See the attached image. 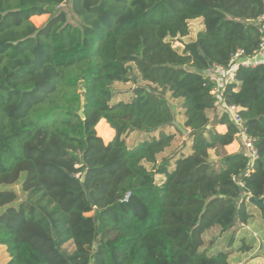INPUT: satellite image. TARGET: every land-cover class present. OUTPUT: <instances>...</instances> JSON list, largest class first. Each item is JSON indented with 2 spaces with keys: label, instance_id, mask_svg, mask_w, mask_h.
<instances>
[{
  "label": "trees",
  "instance_id": "obj_1",
  "mask_svg": "<svg viewBox=\"0 0 264 264\" xmlns=\"http://www.w3.org/2000/svg\"><path fill=\"white\" fill-rule=\"evenodd\" d=\"M263 9V0H0L8 264H231V252L202 250L203 235L247 225L249 199H264V64L239 68L223 94L242 108L254 161L226 152L239 128L214 108L205 72L259 50ZM194 20L203 29L180 51L173 43ZM128 83L132 97L117 100L114 86ZM168 99L181 101L190 133L164 156L183 137ZM103 127L115 131L108 144ZM134 133L150 139L128 147Z\"/></svg>",
  "mask_w": 264,
  "mask_h": 264
},
{
  "label": "rangeland",
  "instance_id": "obj_2",
  "mask_svg": "<svg viewBox=\"0 0 264 264\" xmlns=\"http://www.w3.org/2000/svg\"><path fill=\"white\" fill-rule=\"evenodd\" d=\"M67 12H68V16H69V21L73 24H77V21H76L75 17L73 16V13L71 12V10L68 9ZM48 18H49V16L46 17V19L43 20L41 23L34 22V24L38 28L43 27L46 24V22L48 21ZM202 28H203V25H202L201 20L191 21L190 22V30H191L190 35L187 38H184L181 40L180 39L175 40L173 43L174 47L178 48V50L181 51L183 49L184 44L189 43L191 41H194L196 39L198 32L201 31ZM224 79L225 78H223V80ZM132 88H134L132 83L116 84L114 86V90L118 93L117 94V100H125L126 101V100L130 99L132 97ZM168 102H169V105L172 108L173 113L176 117V122L181 126L182 121H183L181 101L174 100V99H168ZM216 114H217L216 112L211 114V118L213 119V123L219 118V116H217ZM168 131L169 132L170 131L176 132V129L175 128H172V129L169 128ZM108 132H109V129H106V127H103L101 132L97 131L98 135L103 138V140L106 144H108L110 140L114 139L108 135L109 134ZM177 136H178V134H177ZM149 139H150V137L147 134L135 133V134H132L127 139V145H128V147H133L137 143H139L141 141L149 140ZM183 143H185V141H183V138L179 136L176 144L174 146H172V148L169 151H167L164 154V156H167L170 153L172 154ZM19 196L21 199L24 198L23 193H20ZM257 223L259 225L251 224V225H253V227L251 226L252 231L250 232V237L248 238V240L252 241V242L255 241L254 239H256V242L261 240L258 243V245L260 246L259 248L264 252V242L261 239V237L264 235V219L262 218V216H261V219H258ZM219 235L220 234H217V232H212V233H209L208 235H206L205 244L203 247L204 249H202V250L204 251L206 249L207 250L206 252L208 253V255L217 254L219 252H225L227 250V248H230L234 244L235 240H232V238H235V236H237L233 232V235L232 234L227 235L225 237L226 239L225 238L220 239L218 237ZM254 236H257L258 239L255 238ZM231 240H232V243H231ZM261 257H264V255ZM258 260H259L258 264H264L263 258H259Z\"/></svg>",
  "mask_w": 264,
  "mask_h": 264
},
{
  "label": "built area",
  "instance_id": "obj_3",
  "mask_svg": "<svg viewBox=\"0 0 264 264\" xmlns=\"http://www.w3.org/2000/svg\"><path fill=\"white\" fill-rule=\"evenodd\" d=\"M257 24L260 26V33L262 35L259 50L255 51L252 56H246L243 50H239L232 56L227 66L214 65L211 72L207 73L210 81L214 84L211 90V95L214 98V108L226 111L231 121L239 128L237 138H239L244 145V155L251 161L256 160L258 154L252 138L247 134L244 127V120L240 114L242 108L235 105H228L224 100L223 94L225 86L235 81L236 71L239 68H255L264 64V9ZM223 78L225 79L223 80ZM245 228L250 230L248 227Z\"/></svg>",
  "mask_w": 264,
  "mask_h": 264
},
{
  "label": "crops",
  "instance_id": "obj_4",
  "mask_svg": "<svg viewBox=\"0 0 264 264\" xmlns=\"http://www.w3.org/2000/svg\"><path fill=\"white\" fill-rule=\"evenodd\" d=\"M45 17H48V16H45ZM211 114H213V112L210 113V116H211ZM218 120H219V118L214 123H212V126L215 128V130L218 133L226 134L228 131L227 126L219 124ZM101 123H104V125H108L105 120H101ZM186 131H187V135H188L190 133V130L187 129ZM170 132L176 133L173 131H170ZM108 133H109L108 135L110 137L115 138V131L113 129L110 128ZM178 137L179 136L176 137V139L173 143V146L178 141ZM182 138H183V141L186 140V136L184 134H183ZM112 140H110L109 142H111ZM178 148L182 149V144ZM225 150L228 154L241 153V152H244V145L242 144V141L239 138H236V140L232 144L227 146L225 148ZM185 153L186 154L189 153V147L186 149ZM209 160H210V162H213V163H217L219 161V157L217 156L215 150L209 151ZM249 211L253 215L254 218L247 225L237 223L236 226L232 230H230L229 232H227L225 234L221 233L220 228L215 227V228H212L211 230L207 231L203 235L204 243H205L206 235H208L209 233H212V232H217V234H220L218 236L220 239H223L227 235H230V234L233 235V232L237 235V236H235V238H232V240H235L234 244L230 248H227V250L225 251V252H231V254L229 256V261L231 264H258L259 258H263V260H264V257H261L264 255V252L259 248L260 246L258 245V243L261 240H259L258 242H256V239H254L255 241H253V242L248 240V238L250 237V232L252 231V227H253V225H251V224L259 225L257 222H258V219H261L262 213L252 205L249 207ZM262 218H263V216H262ZM245 227H248L250 230H247ZM254 237L257 238V236H254ZM261 239L264 242V235L261 237ZM232 240H231V243H232ZM242 246H251L252 249L250 252L239 251L240 248H242ZM203 247H202V249H204ZM205 251H207V250L205 249ZM0 261H1V264H8L10 261V257L7 253L5 246H0Z\"/></svg>",
  "mask_w": 264,
  "mask_h": 264
},
{
  "label": "water",
  "instance_id": "obj_5",
  "mask_svg": "<svg viewBox=\"0 0 264 264\" xmlns=\"http://www.w3.org/2000/svg\"><path fill=\"white\" fill-rule=\"evenodd\" d=\"M205 74H207V72H205ZM80 90H83L82 86L80 87ZM80 115H82V112H80ZM173 124L176 128L182 131L184 135H187V131L184 130L177 122H173ZM249 203L262 213L264 219V199L250 198Z\"/></svg>",
  "mask_w": 264,
  "mask_h": 264
}]
</instances>
